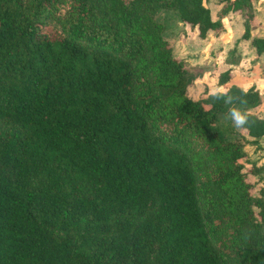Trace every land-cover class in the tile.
<instances>
[{
    "label": "trees",
    "instance_id": "1",
    "mask_svg": "<svg viewBox=\"0 0 264 264\" xmlns=\"http://www.w3.org/2000/svg\"><path fill=\"white\" fill-rule=\"evenodd\" d=\"M218 1L247 37L251 0ZM157 8L222 29L202 0H0V264H264L260 166L212 127L264 96H189Z\"/></svg>",
    "mask_w": 264,
    "mask_h": 264
},
{
    "label": "crops",
    "instance_id": "2",
    "mask_svg": "<svg viewBox=\"0 0 264 264\" xmlns=\"http://www.w3.org/2000/svg\"><path fill=\"white\" fill-rule=\"evenodd\" d=\"M220 5L221 3H216L215 9L218 10L217 6H219L220 9ZM250 12L252 17L249 21L247 37L242 36L244 29H241V27L244 28V26L243 16L240 12L226 11L224 16L220 19L222 29L219 33L215 34L214 37H221V35H223L222 41L220 40V42H222L220 44L221 49L219 48V43H217L219 49L213 52V57H211L210 54L206 52L207 57H209L208 61L212 62L209 66L200 68V71L194 74L190 84L192 85L193 83H200L203 85L204 88L202 90L201 96H205L206 93L211 92L213 89H227L232 84L242 89L252 87L257 90L261 97L264 96V50L260 53H256L251 43L252 37L264 35V0H251ZM209 13L211 18L214 19L210 9ZM235 40V45H237L238 49V55H240L238 58L239 62L237 59H234V56L233 61H227L225 52L230 50L229 46L232 45L234 43L233 41ZM206 45L204 44L203 46ZM244 53H248L249 57H251V62H248L247 65H242V62H240L241 57H243V59L246 57ZM237 62L239 63L238 65H236ZM225 65L229 68L230 76L225 81L219 83L217 81L218 70L225 67ZM251 111L257 116L264 118V101H261L259 104L253 107ZM228 119H230L228 115L219 113L217 114L215 121H224ZM232 126L233 129H236L234 125ZM236 130L241 131L245 139H252L247 142L248 144H244L242 142V149L245 151L248 158L249 156L251 157L256 155V162L250 161V158L249 161L253 162L255 166H261V163H264V158H261L260 156L261 153H264V135L253 138L247 135L242 129Z\"/></svg>",
    "mask_w": 264,
    "mask_h": 264
},
{
    "label": "rangeland",
    "instance_id": "3",
    "mask_svg": "<svg viewBox=\"0 0 264 264\" xmlns=\"http://www.w3.org/2000/svg\"><path fill=\"white\" fill-rule=\"evenodd\" d=\"M202 3L208 7L212 11L213 18L221 19L224 14L221 16L219 6H217L216 10V3H220L218 0H202ZM153 19L157 22H160L162 25L161 34L164 39H166L168 45L170 46L172 53L184 61L185 65L187 66L189 72L191 74H195L200 71V68L207 67L211 64L212 61H208L206 52L213 57V52L217 51L219 48L221 49L222 36L214 37L215 34L213 31H208L204 38H200L196 35V28L189 26L183 23L175 10L172 9H165V8H157L152 15ZM216 17V18H215ZM240 24V22H239ZM241 29H244L241 27ZM220 32V31H219ZM238 40V39H236ZM236 40L233 41L234 43L229 46L230 50H227L226 58L228 59H237L240 55H238L237 45H235ZM217 41V42H215ZM217 43H219L220 47L218 48ZM206 46H203V45ZM225 48V47H224ZM246 55L245 59L243 57L240 58L241 64L244 65L248 62H251V57H249L248 53H244ZM248 57V58H247ZM242 59V61H241ZM239 62V60H238ZM236 63L238 65L239 63ZM245 65V66H246ZM226 67V65H225ZM224 68V67H223ZM222 68V69H223ZM221 69V68H220ZM191 84V83H190ZM188 85L186 88L187 94L193 98L202 97V90L203 85L200 83H193L192 85ZM233 123L231 119L218 121L216 120L213 123L212 127L220 134L223 135L225 138H235L243 142L244 144H248L247 142L252 139H245L241 131H237L233 129ZM226 129V130H225ZM229 135V137H228ZM256 156V155H255ZM255 156H249L250 161L256 162ZM261 158H264V153L260 154ZM259 170L256 173L246 172V178L252 184L251 191L253 194L257 193L258 188L264 183V163H261ZM248 163H244L243 169L245 170Z\"/></svg>",
    "mask_w": 264,
    "mask_h": 264
},
{
    "label": "clouds",
    "instance_id": "4",
    "mask_svg": "<svg viewBox=\"0 0 264 264\" xmlns=\"http://www.w3.org/2000/svg\"><path fill=\"white\" fill-rule=\"evenodd\" d=\"M218 93L227 96L229 100L233 99L232 96L227 95V89L224 88L213 89L209 94L215 97ZM251 115L250 110H243L241 107H230L228 111V117L236 129H241L247 125Z\"/></svg>",
    "mask_w": 264,
    "mask_h": 264
}]
</instances>
